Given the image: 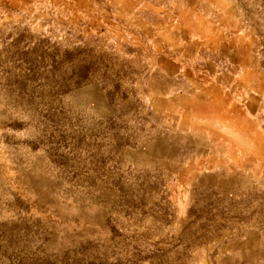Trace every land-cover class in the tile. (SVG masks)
<instances>
[{
    "label": "rangeland",
    "instance_id": "1",
    "mask_svg": "<svg viewBox=\"0 0 264 264\" xmlns=\"http://www.w3.org/2000/svg\"><path fill=\"white\" fill-rule=\"evenodd\" d=\"M213 67L239 156L206 165L168 103ZM252 235L264 0H0V264H240Z\"/></svg>",
    "mask_w": 264,
    "mask_h": 264
},
{
    "label": "crops",
    "instance_id": "2",
    "mask_svg": "<svg viewBox=\"0 0 264 264\" xmlns=\"http://www.w3.org/2000/svg\"><path fill=\"white\" fill-rule=\"evenodd\" d=\"M217 69L213 67L210 70L213 72L204 73V84L200 91L196 86H193L192 90L186 86L185 91L171 95L168 103L170 112H190L202 118L204 125L195 129H201L204 135L202 143H204L206 165L214 162L212 158H220V155L223 159H235L239 156V143L235 137L225 134L219 124L226 116L228 117L227 114L235 115L232 113L235 99L234 94L230 92L226 94L222 89L223 82L220 79V71ZM178 124L181 128L188 129L182 121ZM218 172L216 171L214 175H219ZM248 241L249 250L242 251L240 264H264V236L252 235L249 236Z\"/></svg>",
    "mask_w": 264,
    "mask_h": 264
}]
</instances>
